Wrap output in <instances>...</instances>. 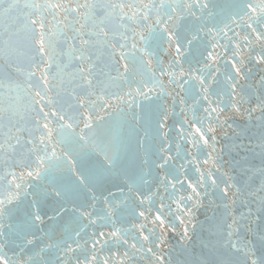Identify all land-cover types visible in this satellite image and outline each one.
I'll use <instances>...</instances> for the list:
<instances>
[{
	"label": "water",
	"instance_id": "obj_1",
	"mask_svg": "<svg viewBox=\"0 0 264 264\" xmlns=\"http://www.w3.org/2000/svg\"><path fill=\"white\" fill-rule=\"evenodd\" d=\"M0 264H264V0H0Z\"/></svg>",
	"mask_w": 264,
	"mask_h": 264
},
{
	"label": "snow or ice",
	"instance_id": "obj_2",
	"mask_svg": "<svg viewBox=\"0 0 264 264\" xmlns=\"http://www.w3.org/2000/svg\"><path fill=\"white\" fill-rule=\"evenodd\" d=\"M45 126H47V125H45ZM204 163L207 164L208 161H205ZM213 163H215V162L213 161ZM209 175H211V174H209ZM212 183L214 186L219 187V185L216 184L215 177H212ZM233 187H235V184L233 182H231V180H229L228 182H225V184L223 185L222 191L225 195H227L229 193V190ZM196 194L198 195L199 193L196 192ZM185 235H187V229H185Z\"/></svg>",
	"mask_w": 264,
	"mask_h": 264
}]
</instances>
